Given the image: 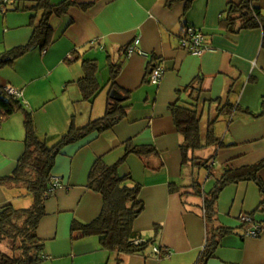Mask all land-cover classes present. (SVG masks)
Instances as JSON below:
<instances>
[{"label":"crops","instance_id":"0c3cea01","mask_svg":"<svg viewBox=\"0 0 264 264\" xmlns=\"http://www.w3.org/2000/svg\"><path fill=\"white\" fill-rule=\"evenodd\" d=\"M62 1L53 0V4ZM76 1L92 7L86 12L74 7L61 18L52 17L55 43L46 51L36 48L18 59L9 67L10 75L0 76V87L22 91L25 110L33 113L38 134L50 147L68 132L73 116L81 126L106 114L110 63L122 68L117 86L130 94V109L126 120L113 130L70 145L57 158L53 175L63 186L46 201L47 214L38 229L45 245L42 264H116L117 256L102 250L98 238L72 234V226L75 222L93 223L100 216L103 199L88 188L91 169L99 158L109 165L116 164L124 156V144L129 140L157 151V156L148 158L129 156L121 168L123 175L131 173L142 184L140 197L145 211L136 220L134 230L144 242L155 240V247L146 256H123L122 264H196L206 245L203 200L200 198L201 205L190 204L192 208H188L180 193L170 192L171 184L180 185L184 167L182 137L169 107L176 102L192 103L186 89L201 78V137L207 132V124L217 117L216 111L227 101L260 113L264 99L263 32L231 34L220 27L229 5L242 0H196L187 13L184 3L170 6L174 0ZM257 7L264 10V0H259ZM33 15L30 11L0 10V56L30 42ZM188 27L205 36L209 49L201 56L182 47L181 39ZM137 40L135 54L123 53V48ZM104 55L106 77H102L104 69L99 62ZM28 57L36 65L21 72L17 64ZM78 58L96 60L99 65L97 77L104 90L92 106L82 100L78 83L86 73L82 60L76 61ZM150 62L164 71L158 86L149 83ZM24 121L23 112L0 120V177L10 176L25 152ZM222 124L225 146L219 153L225 154V172L264 159V117L223 114L214 124L215 133ZM133 157L138 158L144 172L140 178H135L131 170L136 160ZM214 165L206 170L211 175ZM220 177L214 175L212 179ZM260 177L264 181V171ZM191 186L190 183L182 187L196 196ZM27 198L33 204L32 197L23 190L1 189L0 207L11 204L24 209L16 206V200ZM248 201L252 208L247 207ZM261 201L258 187L251 182L230 186L222 193L216 226L232 232L222 241L210 264H264V232L257 239L248 238L241 221L254 213ZM225 204L229 205L228 216L222 214L221 219L219 213ZM253 218L264 227V211ZM155 248L161 252L156 253Z\"/></svg>","mask_w":264,"mask_h":264},{"label":"trees","instance_id":"16d2710c","mask_svg":"<svg viewBox=\"0 0 264 264\" xmlns=\"http://www.w3.org/2000/svg\"><path fill=\"white\" fill-rule=\"evenodd\" d=\"M5 1L7 2L5 3ZM195 1L174 0L170 6L175 3H184L185 13H187ZM258 2L259 0H242L239 4H230L220 20V27L224 28L226 33L231 34L261 30L264 46V10L257 7ZM74 7H79L86 12L92 5L78 4L76 0H64L57 5L53 4V0H0V10L30 11L34 14L30 22V26L34 30L30 42L2 54L0 69L12 66L18 59L36 48L42 52L50 48L56 40L50 24L51 18H61ZM130 46L123 48V53L127 55ZM79 60L82 59L78 58L76 61ZM154 63L150 62L148 65L149 83L153 71L159 67L158 64L153 65ZM109 66L111 76L106 114L102 118L90 120L81 126L77 125L75 116H73L68 132L51 147L48 146L47 140L39 136L34 115L25 110L23 101L9 96L5 88L0 87L2 91L0 120H7L16 112H23L26 132L25 152L18 160L14 172L10 176L0 177V190H23L33 199L32 206L27 209H18L11 204L0 207V264L43 263L45 245L38 236V229L47 214L46 201L58 190L54 188L53 183L55 178L53 170L57 158L66 147L92 135L111 131L128 117L130 94L124 93L117 86V79L122 68L119 64L110 63ZM82 67L86 77L79 81L78 85L83 102L92 106L104 90L97 77L99 65L96 60L83 59ZM201 85L202 79L199 78L186 89L192 103L176 102L169 107V110L176 129L182 137L180 149L183 165L210 170L217 155L204 161L198 154L205 148L221 150L225 146L222 140L216 136L214 130V124L218 121L219 116L240 113L255 119L262 118L264 117V99L261 103L260 113H253L227 101L216 111L217 117L215 116L210 121L208 141L203 144L199 110ZM232 88L231 93L234 92ZM124 147L125 154L116 164L109 165L103 158H99L91 169L88 188L103 199L100 216L93 223L82 225L75 222L72 226V234L78 233L77 235L81 238H98L102 250L117 256L116 264H122L123 256H146L155 247V240L144 242L139 239L134 230L136 220L145 211V203L140 197L142 184L137 183L131 173L121 174L120 169L126 164L129 156L148 158L157 156V151L152 146H137L133 140L127 141ZM263 171L264 159L251 166L228 170L216 180L214 187L209 192H205L198 183V179H194L191 188L194 190V194L203 200L202 209L206 227V245L196 264H210V261L216 257V252L222 241L232 232V229L216 226L219 200L228 187L246 182L254 183L260 191L262 201L258 209L247 216L253 218L257 212L264 211V181L260 177ZM209 177H211V173ZM169 188L171 193H180L181 191V188L175 184H171ZM253 220L255 219L253 218ZM137 241H140L139 245L135 244ZM159 250L161 252V249Z\"/></svg>","mask_w":264,"mask_h":264},{"label":"rangeland","instance_id":"374dc122","mask_svg":"<svg viewBox=\"0 0 264 264\" xmlns=\"http://www.w3.org/2000/svg\"><path fill=\"white\" fill-rule=\"evenodd\" d=\"M105 54L107 55V51H105ZM106 55H104V57H102V59H100V61H99L100 62V66L102 68L104 66V62L106 61L105 60ZM95 56H97V55H95ZM31 61H32V57H28V58H25V59L21 60L17 64L18 69L21 72H25L26 70L31 69L33 66L36 65V63L32 64ZM9 67L10 66L0 69V76L2 75L3 77H6L8 74L10 75L11 72H10L9 69H11V68H9ZM107 74H108V72L104 69L102 77H106ZM207 121H208V118L206 120V124H207ZM224 126H225V124L218 125L217 126V133H216V136L223 140L222 142H224V135H225V133H224L225 132V127ZM228 126H230V123H229ZM209 127H210V123L207 124V126L205 127L207 132L204 134V136L202 135L203 144H206L207 141H208V135H209L208 129H209ZM219 152H220L219 148H217V150L215 148H210V149L209 148H205L201 152H199V154H198L199 156H201V158L204 161L208 160V158H211L212 156H216L217 155L215 160L212 162V164H215L214 168L212 166V168L214 170L211 169L212 170V174H214L216 177L222 176L224 174V172H225L224 171V165L225 164L223 162L224 158H225V154L222 153V152L221 153H219ZM133 158L136 159V160H135V162H132V169L131 170L134 173L135 178H140L141 174L144 173V172L141 170V166L138 163V161H139L138 158H135V157H133ZM183 167H184V170H183L180 182H179L180 185L177 184V186L181 188V191H180L179 195H181L183 198H185V201L188 202V204H189V205H187L188 208H192L190 206V204H196V206L201 205L200 197L194 196L192 194H188L187 191H188L189 188H184L182 186L186 187V184L189 185L190 183L192 185V183L194 182V179L196 178L200 182V186L203 188V190L205 192H209L213 188V186L215 185V181L216 180L212 179V178H214V175H211V177H209V173L206 171L205 168L196 169V168H193L190 165H185V166L183 165ZM120 172L123 173V170L121 169ZM184 193H187V194H184ZM227 203H228V198H227ZM16 206H18L19 208L27 209V208H30L32 206V202H31V200L29 198H27V199H17L16 200ZM247 207L248 208H252V202L251 201L247 202ZM197 208H199V210L201 209L200 207H197ZM228 208H229L228 204L227 205L225 204V207L224 206L221 207V211L219 213V216L221 217V219H222V214L225 215V217L228 216V213H227L229 211V210L227 211ZM224 210H226V211H224ZM237 222L240 223L239 220H237ZM247 228L248 227H246V229Z\"/></svg>","mask_w":264,"mask_h":264},{"label":"built area","instance_id":"2783aa9c","mask_svg":"<svg viewBox=\"0 0 264 264\" xmlns=\"http://www.w3.org/2000/svg\"><path fill=\"white\" fill-rule=\"evenodd\" d=\"M7 1H5L6 3ZM139 44V40H137L133 45L130 46L128 51V55H133L136 52L137 45ZM182 47L185 48L189 53L194 56H201L205 51L209 48L205 44V36L201 31L196 30L194 27H189L186 29L185 36L181 39ZM143 55L142 52H140ZM71 58V57H70ZM164 75V71L161 67H157L150 78V84L152 85H160L162 78ZM5 91L9 96H12L17 99H22L23 93L22 91H18L12 87L5 88ZM54 188L59 189L62 187L61 180L57 177L53 179ZM244 227H245V236L248 238L257 239L261 237L264 232V228L262 225L256 223L250 216H245L241 219ZM136 245L140 244V241L135 243ZM156 253H160L158 248L154 250Z\"/></svg>","mask_w":264,"mask_h":264},{"label":"water","instance_id":"95a60500","mask_svg":"<svg viewBox=\"0 0 264 264\" xmlns=\"http://www.w3.org/2000/svg\"><path fill=\"white\" fill-rule=\"evenodd\" d=\"M0 95H2V91L0 90Z\"/></svg>","mask_w":264,"mask_h":264}]
</instances>
